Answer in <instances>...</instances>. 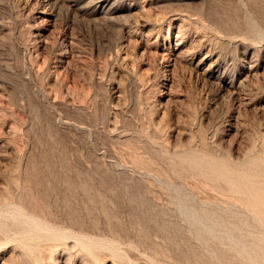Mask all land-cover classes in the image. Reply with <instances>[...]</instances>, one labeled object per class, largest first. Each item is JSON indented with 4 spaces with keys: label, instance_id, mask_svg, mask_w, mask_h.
Listing matches in <instances>:
<instances>
[{
    "label": "rangeland",
    "instance_id": "rangeland-1",
    "mask_svg": "<svg viewBox=\"0 0 264 264\" xmlns=\"http://www.w3.org/2000/svg\"><path fill=\"white\" fill-rule=\"evenodd\" d=\"M0 264H264V0H0Z\"/></svg>",
    "mask_w": 264,
    "mask_h": 264
},
{
    "label": "bare ground",
    "instance_id": "bare-ground-1",
    "mask_svg": "<svg viewBox=\"0 0 264 264\" xmlns=\"http://www.w3.org/2000/svg\"><path fill=\"white\" fill-rule=\"evenodd\" d=\"M63 1V0H62ZM71 0H69V2H70ZM67 3H68V1H66ZM67 3H65V5L67 4ZM74 3V2H73ZM70 4V3H69ZM73 5V4H72ZM72 8V7H71ZM79 8V7H78ZM76 9V8H75ZM85 10V9H84ZM79 11H81V10H79ZM78 11V12H79ZM77 13V12H76ZM84 13V12H83ZM79 14V13H78ZM92 15V14H91ZM246 180V179H245ZM261 192V191H260Z\"/></svg>",
    "mask_w": 264,
    "mask_h": 264
}]
</instances>
